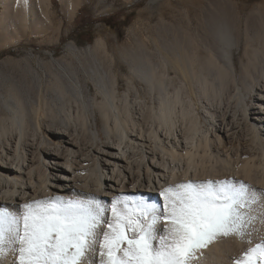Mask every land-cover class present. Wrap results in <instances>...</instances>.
I'll use <instances>...</instances> for the list:
<instances>
[{"label":"bare ground","instance_id":"bare-ground-1","mask_svg":"<svg viewBox=\"0 0 264 264\" xmlns=\"http://www.w3.org/2000/svg\"><path fill=\"white\" fill-rule=\"evenodd\" d=\"M188 26L166 28L163 53L123 47L125 68L99 37L83 49L69 43L73 61L31 72L33 86L1 72L0 208L20 213L25 202L87 193L110 207L116 195L147 196L189 178L234 177L264 191V28L243 42L237 68L227 19L206 18L201 46ZM247 246L222 239L202 264H231ZM15 259L0 254V264Z\"/></svg>","mask_w":264,"mask_h":264},{"label":"snow or ice","instance_id":"snow-or-ice-1","mask_svg":"<svg viewBox=\"0 0 264 264\" xmlns=\"http://www.w3.org/2000/svg\"><path fill=\"white\" fill-rule=\"evenodd\" d=\"M232 237L248 246L231 264H264V191L234 177L165 181L110 207L87 193L0 208V254H15L13 264H202L204 250Z\"/></svg>","mask_w":264,"mask_h":264},{"label":"rangeland","instance_id":"rangeland-1","mask_svg":"<svg viewBox=\"0 0 264 264\" xmlns=\"http://www.w3.org/2000/svg\"><path fill=\"white\" fill-rule=\"evenodd\" d=\"M1 1L0 73L9 71L11 81L24 77L29 86L36 82L31 72L49 69L53 59L73 61L69 43L83 49L100 37L122 66L119 51L125 46L136 48L142 43L154 54L163 53L168 27L189 25L196 40L193 46L197 41L201 46L207 42L203 25L211 15L233 25L239 43L234 60L239 68L243 42L264 28V0H28L27 6L23 0H6L11 5ZM200 46L198 50L205 54ZM6 81L0 92H7ZM119 83L124 87L126 82ZM45 99L41 101L47 103Z\"/></svg>","mask_w":264,"mask_h":264}]
</instances>
